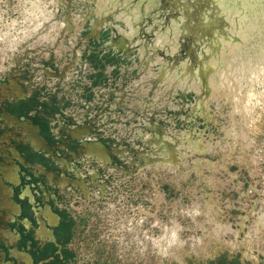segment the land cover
I'll return each mask as SVG.
<instances>
[{"label": "flooded vegetation", "instance_id": "obj_1", "mask_svg": "<svg viewBox=\"0 0 264 264\" xmlns=\"http://www.w3.org/2000/svg\"><path fill=\"white\" fill-rule=\"evenodd\" d=\"M120 2L0 0V264H108L93 255L104 237L151 245L149 216L199 193L183 190V150L213 98L219 38H231L214 14L184 20L131 0L125 15ZM257 164H209L223 222L181 223L155 242L191 231L189 244L221 249L190 264H264Z\"/></svg>", "mask_w": 264, "mask_h": 264}, {"label": "rangeland", "instance_id": "obj_2", "mask_svg": "<svg viewBox=\"0 0 264 264\" xmlns=\"http://www.w3.org/2000/svg\"><path fill=\"white\" fill-rule=\"evenodd\" d=\"M120 1V14L132 15L138 10V6L129 4L131 0ZM213 2L219 7L216 8L218 14L224 15L223 19L227 21V35H236V40H222L217 51L219 68L212 76L215 80L211 81H214V84L211 83L213 98L209 103L213 104V108H208L209 120L213 119L212 125L209 122L210 130L205 128L201 119L197 133L183 150L184 174L189 175L183 190L199 193L167 199L168 212L149 216L148 223H143L148 227L143 234L150 238L151 245H122L119 238H112L113 244H109L104 237L103 245L94 247L93 255L96 258L101 255L108 264H190L197 260L206 261L216 249L221 248L189 244L193 238L191 231L184 232L181 238L188 242L180 245H159L155 239L162 238L171 227L181 223L184 229H191L193 222H223L222 214V218L216 217L214 221L211 218L215 206L213 201L219 200L216 205L218 211L223 205L220 199L210 198L209 164L219 168L228 162H248L251 172L259 167L257 162H263L264 174V0ZM145 4L152 9L157 7V0H146ZM93 9L95 13L100 11L95 4ZM198 142L200 146H197ZM193 162H199L198 186L192 178L196 176L191 171ZM217 181H220L219 177ZM156 207L160 204L157 203ZM104 223V234L106 228L116 229L113 222ZM141 224L142 220L135 226ZM226 248L223 249H231Z\"/></svg>", "mask_w": 264, "mask_h": 264}, {"label": "water", "instance_id": "obj_3", "mask_svg": "<svg viewBox=\"0 0 264 264\" xmlns=\"http://www.w3.org/2000/svg\"><path fill=\"white\" fill-rule=\"evenodd\" d=\"M213 0H211L212 2ZM161 4H167L165 10L169 11L170 9H173L174 11H180L182 13V16L184 17V20H187V17L190 15H195L198 18L202 19H208V14H214L217 16H221L222 19L224 15H219L217 12V7L213 8L208 4H205L204 0H157V7L161 6ZM155 7H152L154 9ZM227 22V21H226ZM225 25L226 23L221 24V30L225 31ZM220 29V27H219ZM215 30H218V27H215ZM231 35H228V37ZM232 40H236V35H232ZM222 40H230L228 38H219V45L216 50V55H217V62H216V68H219L218 64V49L220 46V43ZM213 76V75H211ZM208 108H213V104H206L205 108L202 109L204 113L205 120H203L205 128L210 130V125H209V117H208ZM201 111V113H202Z\"/></svg>", "mask_w": 264, "mask_h": 264}, {"label": "bare ground", "instance_id": "obj_4", "mask_svg": "<svg viewBox=\"0 0 264 264\" xmlns=\"http://www.w3.org/2000/svg\"><path fill=\"white\" fill-rule=\"evenodd\" d=\"M120 5H121V3H120Z\"/></svg>", "mask_w": 264, "mask_h": 264}]
</instances>
